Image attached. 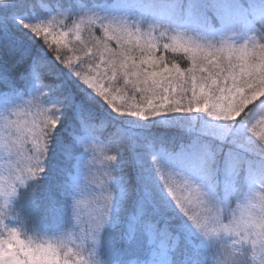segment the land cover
I'll return each mask as SVG.
<instances>
[{"label": "snow or ice", "instance_id": "obj_1", "mask_svg": "<svg viewBox=\"0 0 264 264\" xmlns=\"http://www.w3.org/2000/svg\"><path fill=\"white\" fill-rule=\"evenodd\" d=\"M159 50L97 0H0V196L19 189L21 219L43 214L51 234L0 264H204L209 193L184 169L213 176L226 161L249 183L264 177V143L245 139L264 140L249 109L264 111V50L193 51L187 67ZM162 118L192 134L172 162L125 131Z\"/></svg>", "mask_w": 264, "mask_h": 264}, {"label": "clouds", "instance_id": "obj_2", "mask_svg": "<svg viewBox=\"0 0 264 264\" xmlns=\"http://www.w3.org/2000/svg\"><path fill=\"white\" fill-rule=\"evenodd\" d=\"M141 3L144 0H131ZM110 15V14H109ZM128 21L129 27L151 37L153 47L174 54H183L188 61L193 51L221 52L247 48L264 50V32L251 40L236 43L230 37L219 40L194 35L173 28L167 23L143 17L115 15ZM175 61V59H173ZM264 143V140L261 141ZM3 175L7 176L5 169ZM7 180H0V190L7 191ZM211 215L204 221L201 238L207 245V264H264V177L249 183L235 200L217 203L210 195ZM19 189L15 197L0 196V252L13 251L21 245H36L51 239V234L39 228H30L22 210L17 207ZM200 231V230H198Z\"/></svg>", "mask_w": 264, "mask_h": 264}, {"label": "trees", "instance_id": "obj_3", "mask_svg": "<svg viewBox=\"0 0 264 264\" xmlns=\"http://www.w3.org/2000/svg\"><path fill=\"white\" fill-rule=\"evenodd\" d=\"M97 3L102 10L103 8L117 10L118 13L116 12V15L143 17L148 20L164 22L173 28L185 31L189 29L192 31L197 30L196 32H201L208 37L211 36L212 39L218 38L217 40L230 37L236 43H243L245 40H251L253 36H259L264 32V0H144L141 3H132L131 0H97ZM221 5L223 8H218ZM225 6L227 7L225 8ZM234 7L240 12L239 16L222 17L221 14L224 8L226 11L229 9L233 10ZM220 30L225 31L221 37H213V34ZM99 33L101 34L100 31H97L96 34L98 35ZM85 34H82L83 38H86ZM113 46L115 45L113 44ZM64 51L66 55L69 53L68 56L73 53L68 50ZM79 54L82 55L81 53ZM157 54L163 55L169 60L175 59L176 63L181 62L178 54L165 51L162 48ZM48 80L52 79L49 78ZM172 120L176 124L172 128L169 126L171 123L160 124L157 122L143 128L126 125L125 131L132 141L147 137L154 142L157 151L163 149V153L166 155L169 153L174 154L182 146L187 147L191 143L192 134L187 132L183 126H180L177 119ZM111 132L112 129L109 128L103 134L106 135ZM1 161L4 162L2 154L0 155V165ZM170 162L172 161L170 160ZM184 170L186 175H189L195 183L202 184L209 193H212L213 196L215 195V198H223L227 201L235 200L249 184L247 171H237L226 161L221 162L217 166L213 177L206 175V172L200 169L189 168ZM39 216V218L35 216L33 222L39 225L45 224L47 220L43 214H39ZM39 220L41 221L39 222ZM196 240L201 245L203 244L199 234H196ZM207 257V247H200V259L204 264H207Z\"/></svg>", "mask_w": 264, "mask_h": 264}, {"label": "rangeland", "instance_id": "obj_4", "mask_svg": "<svg viewBox=\"0 0 264 264\" xmlns=\"http://www.w3.org/2000/svg\"><path fill=\"white\" fill-rule=\"evenodd\" d=\"M223 8V6L221 5V6H218V8ZM227 6H225V8H226ZM237 7V6H236ZM236 7H234L233 8V10H226L225 11V8H224V10L222 11V17L223 18H225L226 16H228V17H233V15H235V16H239V14H240V12H238V7L236 8ZM235 9H237L236 11H235ZM103 11L105 12V13H107V14H110V15H116V12H117V10L115 11L113 8H108V9H104L103 8ZM118 13V12H117ZM194 27V26H193ZM197 30H194V31H192L191 29H189L187 32H189V33H192V34H194V35H201V36H205V37H208L207 35H205V34H202L201 32H196ZM223 32H225V31H222V30H220V31H218V32H215L214 34H213V37H221V35L223 34ZM83 34V33H82ZM86 35V38H87V34H85ZM97 35V34H96ZM102 32H101V34L99 33L97 36H100V37H102ZM229 36V35H228ZM208 38H211V36L210 37H208ZM215 39H218V38H215ZM219 39H221V38H219ZM77 54L78 55H80L79 54V52H77ZM68 55H69V53H68ZM72 55H73V53H72ZM179 56L178 57H180L181 58V62L179 63V64H182V65H185V66H188L189 64H190V62L186 59V57H184L183 56V54L181 53V54H178ZM185 66H181V67H185ZM48 82L49 83H51L52 82V80H48ZM249 109H251V110H253L257 115H256V119H258L259 118V115L260 114H264V111H262L261 109H260V106H259V101H255L252 105H249ZM247 111V110H246ZM177 122H179V120H177ZM253 122H255V120L253 121ZM158 123H160V124H163V123H171V124H169V126H171V128L173 127V125H176V124H174V121L172 120V119H169V118H162V119H160L159 121H158ZM179 124H180V122H179ZM151 125H153V124H151ZM151 125H148V127L149 126H151ZM180 126H182L181 124H180ZM179 127V126H178ZM177 128V127H176ZM183 128V127H182ZM185 129V128H184ZM261 129H260V126L258 125L257 126V131H260ZM103 135V137L104 138H107L108 137V135H109V133L108 134H106V135H104V134H102ZM246 141L247 140H251L252 141V144L254 145V146H258L261 142L258 140V138L257 137H255V136H251V135H246ZM131 140V139H130ZM135 141H138V139H136ZM134 141V142H135ZM135 146V145H134ZM122 147V151H123V153L125 154V155H130L131 153L128 151V149H127V146H121ZM1 155V154H0ZM165 155V157H166V159H169V161L171 160L170 159V157L168 156V155H166V154H164ZM2 157H3V155H2ZM5 167H6V165H5V162H2L1 161V165H0V172H3L4 171V169H5ZM94 171H95V173H96V175L98 176V177H100V178H102L103 177V172H104V168H103V160L102 159H98L97 160V162H96V166H95V168H94ZM207 175V174H206ZM210 177H213V176H210ZM191 178V177H190ZM207 178H209V177H207ZM206 181V180H205ZM204 183V182H203ZM204 190L206 191V192H208L207 190H206V188H204ZM209 193V192H208ZM209 195L217 202V203H220V204H223V203H225V202H227V200H225V199H223V198H218V197H216L215 198V195L213 196V194L212 193H209ZM36 217L37 218H39L40 216H39V214H37L36 215ZM35 218V217H34ZM41 220H39V222H40ZM28 224H29V227L30 228H37L36 226H35V224H34V222H33V219H30V220H28Z\"/></svg>", "mask_w": 264, "mask_h": 264}]
</instances>
